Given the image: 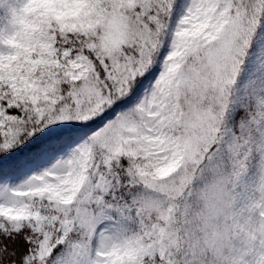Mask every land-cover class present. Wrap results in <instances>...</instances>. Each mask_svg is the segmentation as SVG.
<instances>
[{
    "label": "snow or ice",
    "instance_id": "6c2138e0",
    "mask_svg": "<svg viewBox=\"0 0 264 264\" xmlns=\"http://www.w3.org/2000/svg\"><path fill=\"white\" fill-rule=\"evenodd\" d=\"M0 264H264V0H0Z\"/></svg>",
    "mask_w": 264,
    "mask_h": 264
},
{
    "label": "rangeland",
    "instance_id": "374dc122",
    "mask_svg": "<svg viewBox=\"0 0 264 264\" xmlns=\"http://www.w3.org/2000/svg\"><path fill=\"white\" fill-rule=\"evenodd\" d=\"M7 17V6H0V21H3Z\"/></svg>",
    "mask_w": 264,
    "mask_h": 264
}]
</instances>
